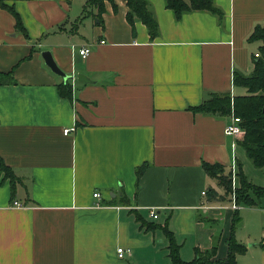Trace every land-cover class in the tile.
<instances>
[{"label": "crops", "instance_id": "obj_1", "mask_svg": "<svg viewBox=\"0 0 264 264\" xmlns=\"http://www.w3.org/2000/svg\"><path fill=\"white\" fill-rule=\"evenodd\" d=\"M147 1L153 38L127 21L124 0L103 1L101 24L88 12L78 20L85 0H3L26 37L0 7V72L11 70V82L0 84V159L11 172H0V264H171L163 226L182 260L213 244L216 258L225 255L239 208L208 197L222 189L202 162L221 165L238 185L239 146L223 131L230 114L190 107L209 93L240 94L232 72L251 69L259 41L246 38L264 22V0H213L221 18L203 10L176 18L163 0ZM42 50L70 75V99L59 95L63 79ZM226 208L228 224L217 232ZM247 208L257 219L235 260L264 264V194ZM116 247L128 253L117 257Z\"/></svg>", "mask_w": 264, "mask_h": 264}, {"label": "trees", "instance_id": "obj_2", "mask_svg": "<svg viewBox=\"0 0 264 264\" xmlns=\"http://www.w3.org/2000/svg\"><path fill=\"white\" fill-rule=\"evenodd\" d=\"M104 0H85L82 5V14L80 20L86 14L96 18L101 24L100 14L103 11ZM127 7L125 17L129 23L133 19L139 20L146 28L150 38L157 34V23L150 9L147 0H124ZM163 4L168 8L174 17L178 18L184 12L190 10H203L221 18L220 10L215 6L213 0H163ZM0 7L6 9L14 18V28L26 37V33L20 22L18 14L11 6L4 4L0 0ZM92 9L94 13H92ZM247 41H259L257 46V56L251 54V69L247 73L237 70L232 72V84L245 89V94L229 95L228 93H209L199 105L190 107L194 112L210 113L217 115H229L232 113L239 118V124L242 128V134L236 140L238 145L250 160L255 168L264 167V22L255 24L246 38ZM11 70L0 72V84L11 82ZM63 81L57 84V90L61 97L70 99L71 90L67 83ZM145 165L135 168L136 180L144 169ZM202 168L206 175L214 178L217 185L221 187L222 194H217L213 189L207 190L208 197L212 199L223 200L230 192L231 174L224 172L223 167L217 163L209 164L202 162ZM0 172L5 177H11L9 168L0 159ZM238 186L233 189L235 202L244 206L255 205V200L264 194V187L255 185L248 181L242 173L241 166L238 164L236 172ZM252 196H250V194ZM239 218L237 210H234L230 216L228 233L225 237L226 253L221 258H216V244L209 248L200 249L194 247L193 257L190 260H182L179 256V246L174 241L171 232L162 227L161 231L166 240L167 257L171 264H235L236 255L243 254L245 246L237 242L234 238V232ZM146 228H154V225L145 223Z\"/></svg>", "mask_w": 264, "mask_h": 264}, {"label": "rangeland", "instance_id": "obj_3", "mask_svg": "<svg viewBox=\"0 0 264 264\" xmlns=\"http://www.w3.org/2000/svg\"><path fill=\"white\" fill-rule=\"evenodd\" d=\"M255 43L256 42H254L253 44H255ZM251 49L254 50L255 47L252 46ZM237 88L238 89L235 91L236 93L245 94L244 88H242V87H237ZM238 148H239V156H240L239 161L241 164L242 173L244 174L246 179L248 181L250 180L251 183L256 182L257 184H263L264 183V167L255 168L251 164L250 160L246 157V155L244 154L242 149L240 147H238ZM235 181H236L235 175L233 174V182H235ZM236 184H237V181H236ZM236 184L232 186L231 182L229 183L230 192L233 189L237 188L238 185H236ZM221 194H222V192H221ZM250 195H252V194H250ZM224 202H225V205H227V207H229V204L231 203L230 202V195L224 196ZM245 207L246 206L240 204L239 209L237 210V215L239 218V226H237L236 232L234 234V238L239 243L244 242V244H247L246 240H248V238H251L250 236L253 235L257 216L255 215L254 210L248 209L247 207L246 208ZM229 210H230L229 208L222 209L220 211L221 220L218 219L217 221H215V224L212 225V228H215L217 230V232L220 228L224 227V225L228 224V218L226 219V212ZM156 222H157V220H156ZM217 232H216V234H217ZM240 260H241L240 258H238L237 262L235 260V264H241Z\"/></svg>", "mask_w": 264, "mask_h": 264}, {"label": "built area", "instance_id": "obj_4", "mask_svg": "<svg viewBox=\"0 0 264 264\" xmlns=\"http://www.w3.org/2000/svg\"><path fill=\"white\" fill-rule=\"evenodd\" d=\"M89 52L88 47H81L77 50V53L80 55V57H85ZM254 56H257V53L255 52L253 54ZM239 118L237 116H234L232 113H230V120L228 123H226V125L224 126V134L226 135H232L235 138H239V136H241L242 134V128L239 124ZM70 130H72V128H65L62 130L63 134L68 133ZM233 145V144H232ZM231 184L233 186V173L231 175ZM233 189V188H232ZM200 194L203 196L205 195V191H201ZM99 195V193L97 191H94L92 193L93 197H97ZM11 207H22V204L18 203L17 201H12ZM231 208L233 209H237L239 208L238 204L235 202V198H234V193L233 190L231 191ZM148 214L150 217L155 218L156 217V213L154 211V209H149L148 210ZM115 253L117 255V257H122L124 254L128 253V249L127 248H122V247H116L115 249Z\"/></svg>", "mask_w": 264, "mask_h": 264}, {"label": "water", "instance_id": "obj_5", "mask_svg": "<svg viewBox=\"0 0 264 264\" xmlns=\"http://www.w3.org/2000/svg\"><path fill=\"white\" fill-rule=\"evenodd\" d=\"M40 56L43 60V63L49 68V70L58 75L59 77H61L63 79V81H66L68 78H70V75L64 73L63 71H61L57 65L55 64L50 52L48 50H42L40 52ZM76 80L82 81V82H92L90 79H88L86 76L77 73L75 75Z\"/></svg>", "mask_w": 264, "mask_h": 264}]
</instances>
